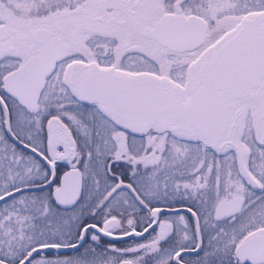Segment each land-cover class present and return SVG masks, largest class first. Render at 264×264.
Instances as JSON below:
<instances>
[{
	"label": "snow or ice",
	"instance_id": "1",
	"mask_svg": "<svg viewBox=\"0 0 264 264\" xmlns=\"http://www.w3.org/2000/svg\"><path fill=\"white\" fill-rule=\"evenodd\" d=\"M0 264H264V0H0Z\"/></svg>",
	"mask_w": 264,
	"mask_h": 264
}]
</instances>
